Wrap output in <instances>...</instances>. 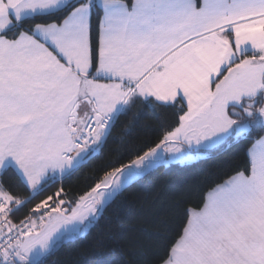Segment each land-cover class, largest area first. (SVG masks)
Wrapping results in <instances>:
<instances>
[{"label": "snow or ice", "instance_id": "obj_1", "mask_svg": "<svg viewBox=\"0 0 264 264\" xmlns=\"http://www.w3.org/2000/svg\"><path fill=\"white\" fill-rule=\"evenodd\" d=\"M247 141L162 254L99 241L74 264H264V0H0V264H47L157 167Z\"/></svg>", "mask_w": 264, "mask_h": 264}, {"label": "trees", "instance_id": "obj_2", "mask_svg": "<svg viewBox=\"0 0 264 264\" xmlns=\"http://www.w3.org/2000/svg\"><path fill=\"white\" fill-rule=\"evenodd\" d=\"M144 126L156 131L146 133ZM137 131L140 139L149 134L155 139L160 134L156 118L146 110L138 122ZM250 146L251 141L222 145L192 162L157 167L121 194L118 204L104 213L98 229H93L86 240L63 244L48 257L47 264H74L81 254L86 255L99 241L115 243L125 252L145 250L153 258L162 254L183 226L186 209L198 206L203 194L211 187L243 169L247 165L246 151ZM112 148L114 145L110 144L102 159L89 161L70 178H65L63 187L69 196L87 190L93 183V169L115 156ZM3 179L6 183H16L11 174Z\"/></svg>", "mask_w": 264, "mask_h": 264}, {"label": "crops", "instance_id": "obj_3", "mask_svg": "<svg viewBox=\"0 0 264 264\" xmlns=\"http://www.w3.org/2000/svg\"><path fill=\"white\" fill-rule=\"evenodd\" d=\"M202 155H203V154H202ZM202 155H200V157H201ZM197 158H199V156H197V157L193 158L192 160H190V162H192V161L196 160ZM173 163H174V162H173ZM175 163H181V162H175ZM183 163H184V162H183Z\"/></svg>", "mask_w": 264, "mask_h": 264}, {"label": "rangeland", "instance_id": "obj_4", "mask_svg": "<svg viewBox=\"0 0 264 264\" xmlns=\"http://www.w3.org/2000/svg\"><path fill=\"white\" fill-rule=\"evenodd\" d=\"M203 156V155H202ZM200 157V156H199ZM198 159V158H197ZM192 160V159H191ZM188 162H190V160L189 161H186V162H184V163H188Z\"/></svg>", "mask_w": 264, "mask_h": 264}]
</instances>
